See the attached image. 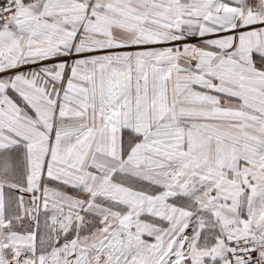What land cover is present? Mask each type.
<instances>
[{
    "label": "snow or ice",
    "instance_id": "1",
    "mask_svg": "<svg viewBox=\"0 0 264 264\" xmlns=\"http://www.w3.org/2000/svg\"><path fill=\"white\" fill-rule=\"evenodd\" d=\"M0 264H264V0H0Z\"/></svg>",
    "mask_w": 264,
    "mask_h": 264
}]
</instances>
